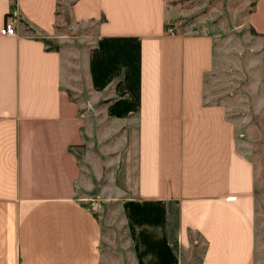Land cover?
Masks as SVG:
<instances>
[{"label":"crops","instance_id":"crops-1","mask_svg":"<svg viewBox=\"0 0 264 264\" xmlns=\"http://www.w3.org/2000/svg\"><path fill=\"white\" fill-rule=\"evenodd\" d=\"M70 11L96 26L78 53L47 44L64 39L58 0H0V30L17 28L0 35V264H182L200 241L199 264H256V169L230 104L208 99L216 38L177 31L166 0ZM248 21L264 37V0ZM100 135L118 226L86 205Z\"/></svg>","mask_w":264,"mask_h":264},{"label":"rangeland","instance_id":"rangeland-1","mask_svg":"<svg viewBox=\"0 0 264 264\" xmlns=\"http://www.w3.org/2000/svg\"><path fill=\"white\" fill-rule=\"evenodd\" d=\"M72 1L60 0L57 34L64 39L50 40V44L54 49L67 48L78 53L96 26L73 19L70 11ZM166 6L177 31L205 33L216 38L218 72L207 81L208 99L230 104V113L239 123L241 149L254 163L258 194L255 263L264 264V37L248 21L254 0H166ZM76 87L81 88L82 85L78 83ZM75 94L78 95L77 92ZM101 133L102 125L98 128V134ZM99 137L100 140L92 142L82 153L91 164L95 162L99 171L93 174L95 177L92 179V196L99 202L89 200L86 205L108 223L118 226V220H115L117 203L112 200L110 192L102 197V185L109 183L100 180V173H104L107 164L106 157H102L103 150H100L103 149L101 135ZM91 164L83 163L84 169L91 170ZM111 166L112 170L114 166ZM87 176L92 177L90 174ZM203 251L200 241L199 248L192 249L182 264H199Z\"/></svg>","mask_w":264,"mask_h":264},{"label":"built area","instance_id":"built-area-1","mask_svg":"<svg viewBox=\"0 0 264 264\" xmlns=\"http://www.w3.org/2000/svg\"><path fill=\"white\" fill-rule=\"evenodd\" d=\"M0 35L3 37H14L17 35L16 23L13 18L9 17L6 20L5 25L0 30Z\"/></svg>","mask_w":264,"mask_h":264},{"label":"trees","instance_id":"trees-1","mask_svg":"<svg viewBox=\"0 0 264 264\" xmlns=\"http://www.w3.org/2000/svg\"><path fill=\"white\" fill-rule=\"evenodd\" d=\"M59 5H60V0H58V7H59ZM47 44H48V46H49V49H54V48L51 46L50 41H47Z\"/></svg>","mask_w":264,"mask_h":264}]
</instances>
